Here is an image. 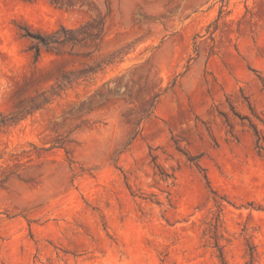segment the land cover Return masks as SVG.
Instances as JSON below:
<instances>
[{
  "label": "rangeland",
  "instance_id": "1",
  "mask_svg": "<svg viewBox=\"0 0 264 264\" xmlns=\"http://www.w3.org/2000/svg\"><path fill=\"white\" fill-rule=\"evenodd\" d=\"M93 1L0 0V264H264V0Z\"/></svg>",
  "mask_w": 264,
  "mask_h": 264
},
{
  "label": "trees",
  "instance_id": "2",
  "mask_svg": "<svg viewBox=\"0 0 264 264\" xmlns=\"http://www.w3.org/2000/svg\"><path fill=\"white\" fill-rule=\"evenodd\" d=\"M50 2L60 7L75 8L78 6H86L89 10L93 11L94 9H97L98 11L93 0H50ZM110 11L111 8L108 6V12L105 14L98 12L77 26L61 25L56 30L47 33H42L26 25L22 27L24 30L23 36L30 40L28 49L33 52L35 60L39 59L43 50L59 54L68 49L69 53L78 54L80 49H88L90 50L88 55H90L95 50L101 48L104 42ZM250 109L256 116L251 105ZM220 115H222L224 122L229 126V131L233 133L235 128L232 124L229 112L220 111ZM241 119H247L249 121V125L256 136L257 147L262 148L264 133L259 130L258 126L248 116L241 117ZM7 121H10V124L17 122L15 116L13 118H8ZM0 123V126L7 124L6 121H0ZM254 256L255 250H252V258L249 264H255Z\"/></svg>",
  "mask_w": 264,
  "mask_h": 264
}]
</instances>
